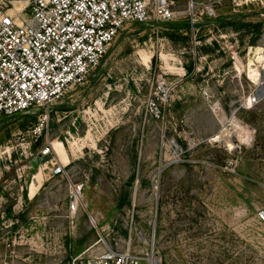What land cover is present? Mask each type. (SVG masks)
Segmentation results:
<instances>
[{"label": "rangeland", "instance_id": "rangeland-1", "mask_svg": "<svg viewBox=\"0 0 264 264\" xmlns=\"http://www.w3.org/2000/svg\"><path fill=\"white\" fill-rule=\"evenodd\" d=\"M197 1L217 3L199 44L189 30L127 24L86 83L50 106L37 143L39 114L0 121V264L94 261L104 244L151 242L162 264H264V98L246 104L264 81V0ZM173 9L171 23H188L187 0ZM223 17L261 23L259 39ZM51 159L66 178L44 170Z\"/></svg>", "mask_w": 264, "mask_h": 264}, {"label": "built area", "instance_id": "built-area-1", "mask_svg": "<svg viewBox=\"0 0 264 264\" xmlns=\"http://www.w3.org/2000/svg\"><path fill=\"white\" fill-rule=\"evenodd\" d=\"M175 1L0 0V121L39 114V123L29 132L37 143L48 127L50 106L86 83L100 67L119 32L129 23L153 28L174 22ZM227 1L241 6L247 0ZM187 3L189 31L195 41L202 17H216L213 5L217 3ZM231 59L239 61L235 53ZM260 83L247 99V106L253 107L264 98V81ZM157 91L165 95L163 81L157 85ZM50 150L46 147L41 157L47 158ZM65 168L51 159L44 170L52 177L66 178ZM74 188L80 192L82 187ZM71 198L70 211L76 212L79 200L76 195ZM258 218L264 223V210ZM72 264H162V259L153 242L148 251L132 250L129 243L119 252L104 244L96 260H77Z\"/></svg>", "mask_w": 264, "mask_h": 264}, {"label": "trees", "instance_id": "trees-1", "mask_svg": "<svg viewBox=\"0 0 264 264\" xmlns=\"http://www.w3.org/2000/svg\"><path fill=\"white\" fill-rule=\"evenodd\" d=\"M235 18V17H234ZM234 19L230 18V17H223L220 19H217L216 22H222V25H226V26H236L238 25V29H240L241 27L246 28L247 33L253 32L255 37L252 40V42H255L257 39H259L260 34L262 33V24L261 23H251V22H246V23H242V21L237 20V21H232ZM211 23V22H210ZM168 27L173 28L174 30H184L186 33L189 30V25L188 23H167ZM32 119H34V117L26 115Z\"/></svg>", "mask_w": 264, "mask_h": 264}, {"label": "bare ground", "instance_id": "bare-ground-1", "mask_svg": "<svg viewBox=\"0 0 264 264\" xmlns=\"http://www.w3.org/2000/svg\"><path fill=\"white\" fill-rule=\"evenodd\" d=\"M235 124V123H234ZM234 126V125H233ZM239 127L238 124L235 126V129ZM238 130V129H237ZM228 137V133L225 129H223L221 132H220V136L216 139L217 142L220 141L222 138H227ZM51 148H52V151L54 152V154L57 155L58 159H60L59 161H63L64 164H67L68 163V157L65 153V149L64 147L61 145V144H58V143H51ZM56 157V156H55ZM66 162V163H65ZM62 163V165H63ZM34 184H32L31 186V189H30V196L31 197H34L35 193H34ZM29 196V197H30Z\"/></svg>", "mask_w": 264, "mask_h": 264}, {"label": "water", "instance_id": "water-1", "mask_svg": "<svg viewBox=\"0 0 264 264\" xmlns=\"http://www.w3.org/2000/svg\"><path fill=\"white\" fill-rule=\"evenodd\" d=\"M17 116H19V115H17Z\"/></svg>", "mask_w": 264, "mask_h": 264}]
</instances>
